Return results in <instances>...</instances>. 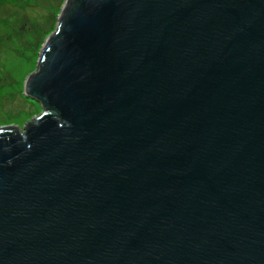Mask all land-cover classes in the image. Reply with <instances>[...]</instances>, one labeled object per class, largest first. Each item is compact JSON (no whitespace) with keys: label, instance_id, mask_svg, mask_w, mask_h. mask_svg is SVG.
Instances as JSON below:
<instances>
[{"label":"water","instance_id":"1","mask_svg":"<svg viewBox=\"0 0 264 264\" xmlns=\"http://www.w3.org/2000/svg\"><path fill=\"white\" fill-rule=\"evenodd\" d=\"M0 128V264H264V0H66Z\"/></svg>","mask_w":264,"mask_h":264},{"label":"rangeland","instance_id":"2","mask_svg":"<svg viewBox=\"0 0 264 264\" xmlns=\"http://www.w3.org/2000/svg\"><path fill=\"white\" fill-rule=\"evenodd\" d=\"M65 2L0 0V128L22 130L41 113L39 104L24 95V84L34 73Z\"/></svg>","mask_w":264,"mask_h":264},{"label":"bare ground","instance_id":"3","mask_svg":"<svg viewBox=\"0 0 264 264\" xmlns=\"http://www.w3.org/2000/svg\"><path fill=\"white\" fill-rule=\"evenodd\" d=\"M12 96V94H8V97L10 98Z\"/></svg>","mask_w":264,"mask_h":264}]
</instances>
